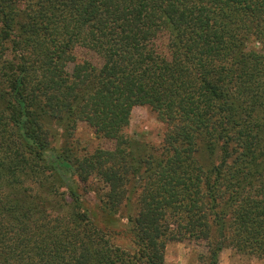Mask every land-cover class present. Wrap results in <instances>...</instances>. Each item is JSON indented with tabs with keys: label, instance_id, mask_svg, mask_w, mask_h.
<instances>
[{
	"label": "trees",
	"instance_id": "1",
	"mask_svg": "<svg viewBox=\"0 0 264 264\" xmlns=\"http://www.w3.org/2000/svg\"><path fill=\"white\" fill-rule=\"evenodd\" d=\"M134 106L159 144L68 146L79 122L123 140ZM185 240L264 257V0H0V264H165Z\"/></svg>",
	"mask_w": 264,
	"mask_h": 264
},
{
	"label": "rangeland",
	"instance_id": "2",
	"mask_svg": "<svg viewBox=\"0 0 264 264\" xmlns=\"http://www.w3.org/2000/svg\"><path fill=\"white\" fill-rule=\"evenodd\" d=\"M159 43L162 46L165 43V38L161 37ZM258 47L259 44L255 43ZM74 54L80 60L89 59L91 53L78 49ZM94 64L99 61L89 59ZM162 113V112H161ZM164 123L160 115L148 107L134 106L128 126L124 129V139L121 141H113L96 137L94 130L84 122H79L73 131L72 137L68 141V146L71 144L78 152H90L96 147L105 150H116L119 147H124L126 141H138L148 144H159L163 138ZM126 138V139H125ZM88 190L83 195L85 206L88 209L89 217L97 223L98 227L110 234V239L116 245L124 247L128 250L133 249V244L129 235L126 232L127 219L126 208L112 216H107L99 207V202L95 196V191L100 189V184H96L95 180L85 184ZM135 209L134 204L130 207ZM165 264H210L209 252L204 242L185 240L168 242L164 250ZM216 264H264L263 258L251 257L241 253H237L230 248H221L217 253Z\"/></svg>",
	"mask_w": 264,
	"mask_h": 264
}]
</instances>
